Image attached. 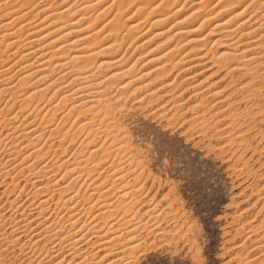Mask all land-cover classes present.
<instances>
[{
  "label": "snow or ice",
  "instance_id": "6c2138e0",
  "mask_svg": "<svg viewBox=\"0 0 264 264\" xmlns=\"http://www.w3.org/2000/svg\"><path fill=\"white\" fill-rule=\"evenodd\" d=\"M195 2V10L183 19L176 20L167 31L171 32L178 25H183L188 20H191L197 13L205 11L210 14L198 22V27L191 28L190 33L200 32L208 21L215 19L221 13L229 12L233 9H238V11L224 20L223 23L225 25L230 24L233 19L244 16L246 12L249 13L248 19H252L259 14L258 27L253 28L249 32L241 33L242 36H251L258 30L261 31L259 37L261 41L259 44L261 49L259 63H252V61L257 60L255 56L245 59L244 52L234 54L232 60L237 61L238 66L229 68L227 73L221 78L226 80L229 73L237 72L239 73V79L244 82L240 84L238 89L224 97V99L229 101L227 107L221 108L217 112H211V109L215 108L216 104L223 103L222 100H217L216 104L211 105L210 108H205L200 113L201 117H204L203 119L197 120L196 116H192L191 119H183L185 112L192 113L194 109L201 107L200 104H194L181 111L179 115L172 112L173 108L180 107L179 104H173L172 101L182 97L187 92V88L180 91L176 97L172 96L171 92H165L161 96H156L154 92H149L147 93L148 99L141 97L140 100H135L133 98L136 97V94L143 88L148 87V85H141L131 89L125 96H117L116 99H112L107 95L99 97L101 101L99 104L88 102L85 104L90 106L84 108H81L80 104H72L63 113L62 120L64 117L71 115L74 110H79L76 111L69 127L61 132L60 129L63 125L59 122L55 127L48 129V125L52 124L53 119L57 116V109L67 99L63 95L60 96L56 103L44 112V116L40 117V124H37V127L41 128L39 133L33 137H28L26 132H20L21 137L26 141L23 144V149L32 150L27 151L11 167H9L7 159L0 162V186H3V191L0 192V200L4 201L3 204H0V209H4L8 213V215H5L4 212H0V264H128V260L123 258L109 260L107 257L113 254L112 250H108L97 257L95 249H97L98 245L95 241L100 240L101 236H107L112 231H116L119 235H113L110 240L103 241V243L112 245L113 248L119 244H127L128 240H137L136 228L141 227L140 223L137 221L134 228H128L127 225L132 223L137 215L140 214L136 205L143 207L144 204H141V201H144V197L149 192H152L153 195L144 203L150 205V207L147 212L140 214L141 218L147 216L149 212L155 213L158 217L162 214L161 223H177L178 226L174 231L157 233L156 239H152L149 243H145L143 239L139 240L132 245V248L137 250L136 254L142 253L150 243L155 244L162 240L171 239L173 242L180 244L188 242L193 245V264H264V0H195ZM62 3L66 4V6L63 7L61 12L53 13V15L62 16L66 13L71 19V17L76 16L77 12L82 10L80 0H72L71 3H67V0H62ZM187 4L188 0H107L103 10L109 11L115 8V15L93 35L103 33L109 25H112L115 20L128 12L129 9L134 8L131 14L127 16V20H132L142 10H146L143 18L139 20V24H144L154 12L161 10L162 18L152 22L155 25L168 21ZM101 5H105V0H83L82 8L93 9ZM55 6L56 0H33L32 3L26 5L29 11L38 9L33 15L35 19L40 15V12H47ZM70 9L72 11H69ZM213 9H217L215 14H211ZM99 15L100 13L97 12L96 17H99ZM48 18V15L43 17L44 20H48ZM88 19V16L81 15L79 19L72 20L71 23L80 24L82 20ZM32 20H29L28 24H31ZM53 21L63 23L62 20L54 19L52 23ZM96 22V18H92L86 27L92 28ZM244 23L246 24L247 20ZM137 26V24H133L131 28L127 29L125 35ZM20 27L23 28L24 25L21 24ZM64 27H68V25L64 24ZM217 27H220V25H217ZM237 27L239 28L241 25H237ZM122 29L123 24L118 25L112 28L107 35H118ZM56 31H59V29H56ZM77 31H84V29L81 28ZM232 31H235V29ZM47 35L50 36L51 32ZM65 35L70 36L72 34L71 32H65L63 36ZM162 35H164L163 32L156 33V36ZM176 35H180V33L178 32ZM8 36H11V33L5 32V37ZM155 38L153 36L150 39ZM169 38L172 37L170 36ZM169 38L165 41L169 42ZM40 39L43 40L45 37L42 36ZM80 40H87L86 36L80 39H73L71 44L77 45ZM54 41H51V43H55ZM0 42H3V40ZM15 42L13 41V43ZM149 42L150 40L144 41L145 44ZM123 43L124 41L116 40L115 43L108 44L107 49L101 48L100 50L105 52L116 48L117 44ZM135 44L136 40H133L127 47L132 48ZM98 45H95L94 48L98 47ZM20 47L23 46L20 45ZM60 47L66 48V45L62 44ZM136 47H143V45L139 44ZM161 47H163V44H157L151 51L156 52ZM55 50L59 52L60 48ZM3 51L7 52V46L4 47ZM17 51H19V48ZM169 51L164 52L163 56H157L156 59L161 60L163 57L168 56ZM144 55H148V53ZM144 55L137 56L134 60L136 63H132L124 72L106 76L99 83L104 84L106 80L111 81L117 77L126 76L123 73H128L132 68H135L137 62L144 60ZM20 59L23 60L24 57L21 56ZM123 59L124 57L121 56L114 63H119ZM151 61L147 60L145 63L151 64ZM24 67L27 68L30 65H24ZM19 70L17 69V71ZM4 71L6 72L7 69L5 68ZM220 72H224V68ZM144 73L146 75H137L134 80L139 81L151 75L149 72ZM92 74L95 75V72ZM29 75H34V73H29ZM10 79L11 77L7 76L0 83L6 84ZM75 79L78 78L76 77ZM210 79L211 77L208 80ZM23 80L24 77H20V80L17 81L20 87H31V84L23 83ZM153 81L154 79L150 80L149 84H156ZM56 82L57 80L54 79L51 84H56ZM72 82L69 81V83ZM32 83L34 84L36 81ZM51 84L46 87H51ZM132 84L133 79H128L125 83H121L118 86L110 85V87H105L100 91L105 93L113 89L120 91L121 89H128ZM174 86H177L176 80L163 85L164 88H173ZM62 87H67V85H62ZM209 87L214 86L209 85ZM230 88H233V84L227 83L220 91H214L211 95L214 97L219 96L221 92H227ZM76 90L79 91L78 89ZM4 91V88H0V92ZM37 91L42 92L44 90L38 89ZM59 91L60 88L57 87L51 93V96L48 97V101L52 100ZM159 91L160 89L157 88L156 92ZM237 91H244V95L239 97V99L233 100L232 97L236 95ZM34 94L29 93L23 97V101H28ZM196 95H199V93H196ZM165 96L170 97V99L166 103H159V101L164 100ZM191 98V96L188 97V99ZM9 99H12V97H9ZM129 100H131V105L125 103ZM48 101L41 96L37 104L41 102L47 103ZM181 103L184 104L187 101H181ZM5 105L7 106V101H5ZM234 106H238L239 110H235ZM85 109H90V111H85ZM40 111L39 107H32L28 103L21 102L18 114L26 113V115L23 116L19 124L12 126V131L15 132L17 129H21L23 122L27 121L29 116ZM210 112L211 115H209ZM221 112L224 115L218 119L217 117L220 116ZM44 117H48V119L45 120ZM84 117H88V119L80 123L73 131L71 125H76L77 121H81ZM16 119L17 115L5 116L0 119V131L9 127L8 121ZM29 123H34V121H29ZM94 123L97 126L90 129L89 132L92 138L88 139L86 136L77 146V150L66 156L68 146L77 143V134L80 133V130L86 124L92 125ZM222 123L223 127L218 128L217 125ZM225 129L228 131L225 132ZM31 131L36 132V128L31 129ZM45 131H49V135L39 147H36L33 141L43 136ZM57 133H59L58 136ZM217 133L223 134L217 135ZM101 136H103L105 141L110 142L105 144L102 141L99 148L88 152V156L84 158V163L81 164L80 158L83 157L84 152L88 151V145L100 140ZM9 137H11V133H9ZM177 137H180V139H177ZM66 140L67 144H65ZM217 141H224V143L217 144ZM0 143L4 145L0 147V152L9 155L11 159L15 160V157L8 153L9 147L15 151L16 155H20L21 149H16L14 143L9 145L7 138L0 137ZM52 143H57L58 147L54 149ZM129 144L132 145L131 148H129ZM185 144L187 145L186 147ZM45 145H48V147L46 151L41 153L40 148ZM193 146H198L202 151L208 152L211 157L220 163L221 170L226 171L231 177L232 200L229 208L239 207V203L246 202L241 199L237 203L236 195L233 194L235 189L239 188L241 184H244L245 188L238 193L240 197H244L245 192L251 190V194L247 199L258 198L249 205L250 208H256L257 203L260 204L252 219L237 225L236 221L243 215V213H240L232 217L231 223H225L228 219L225 215L221 216L218 212L210 211V208L202 207L206 202L209 205L211 204V194L203 182L198 179V170H193L187 162L188 150ZM101 149L103 151L99 158L92 160L91 157L94 153L100 152ZM33 152H36L37 155L30 162H27L30 157H33ZM49 153H52L54 158H50L41 164L40 167L33 170L34 165L44 161L45 157L49 156ZM113 153L115 155H111ZM110 155L111 160L118 166L114 167L113 163H108L102 171L97 172L96 170L99 166L104 164ZM65 156V159H60ZM121 156L123 157L122 159L120 158ZM148 159L154 160L156 169H159L156 176H153L148 171ZM125 161L128 162L127 166ZM70 162H72V166H68ZM49 164L51 167H49ZM13 168L17 170L11 177L12 183L8 184L6 181ZM26 169L27 173H25ZM62 169L63 171H61ZM78 169L81 170L78 171ZM173 170L176 175L170 180L166 179L164 173L168 172L171 175ZM115 173H120V175L114 176ZM130 173H135V175L131 176V182L138 185L132 189L134 193H141V190L145 189V184L150 186L141 195H134L126 203L122 202L120 197L112 199L120 191L121 187H129L128 183L117 185L116 181H124L125 176H129ZM81 177H84L87 183H80L78 187L71 188L70 186ZM89 178L92 179L89 180ZM97 180H99V183L95 182ZM20 181H23L22 185ZM257 183L260 185L258 188L256 187ZM182 184L185 186L191 184L196 192L197 199L194 207L201 209L199 213L196 211L195 214L196 217H199V223H193L195 217L186 214L187 205L182 206V202L179 200ZM105 185L108 186L105 187ZM81 189H84L87 194H82ZM105 193H109V196L106 197ZM123 195L127 196L128 193L125 192ZM13 196V199H7V197ZM93 197L96 198L93 199ZM108 201H110L111 207L108 206ZM5 205H7V208H5ZM101 208L105 209L108 215H105L104 211H100L99 209ZM18 209L21 210L17 211ZM73 209H76V211L74 212ZM204 212H210V214L205 217L202 214ZM81 217H84V219L81 220ZM97 217L100 219L97 220ZM125 217L128 219H125ZM256 217H259L258 223L253 224ZM33 220L37 221L35 225H33ZM92 221H96L104 227L103 233L96 228ZM110 221L118 225L115 230L112 227V223H109ZM200 223L204 227V238L210 242L203 252V255L208 257L206 261L202 259L201 254L198 252L201 239V236L198 235ZM213 225H224L226 228L223 238L225 251L222 260H214L212 258L214 245L210 226ZM233 225H236L234 229ZM248 225H252V227L248 228V234H245L239 243H234L241 236V230ZM144 227L147 228V224ZM121 228L133 234L128 236L126 240L121 241L120 236L125 234L120 231ZM34 229H38V231H34ZM141 230L143 231L144 229ZM58 233H62V235L57 239ZM77 233L81 234L77 236ZM257 233H259L258 240L260 241L258 244L257 241L251 239ZM33 237L36 238L33 239ZM52 240H56V243L53 244ZM89 241L93 242L89 244ZM78 242L88 245L84 252L77 251ZM249 242L257 244L259 248L257 255H251L257 252V247H249ZM84 253H87V255ZM65 256L69 258L66 259ZM77 256L82 258L77 260Z\"/></svg>",
  "mask_w": 264,
  "mask_h": 264
},
{
  "label": "rangeland",
  "instance_id": "374dc122",
  "mask_svg": "<svg viewBox=\"0 0 264 264\" xmlns=\"http://www.w3.org/2000/svg\"><path fill=\"white\" fill-rule=\"evenodd\" d=\"M4 1L5 0H0V12H1L0 14L2 16V17L0 16L1 18L5 17L4 16L5 12H7L5 14V15H7L9 13H13L12 11H14V13L17 12V14H20V15H18L19 16L18 19L20 21L17 22L19 24L20 23L22 24L25 21H27L26 23H28V21L31 20V18L32 19L33 18L35 19V17H33V15L36 13V11L38 9H32L31 11H29L26 8V5H28L29 3H32L33 2L32 0H28V1L26 0V2H25V0H10V3L11 4L13 3L12 5L15 8L10 7L11 6L10 3H9L10 5L7 8L4 7L5 6L4 5L5 4ZM13 1H15V2H13ZM105 1H106L105 2V5H101L98 8H94L95 10L94 9L93 10L92 9H87V11H85V12H87L86 13L87 15H85V13L83 14L84 16H88L90 14L88 16L90 19L96 18L97 23H95L92 26V28H93L94 31H96L99 28L103 27V25L105 24V22L107 23V21L110 18H112L113 15H115V12H116V9L115 8H113V9H111L109 11H104L103 10L104 7L106 6V3H107V0H105ZM23 2H25V3H23ZM71 2H72V0H67V3H71ZM82 3H83V0H80V4L81 5H82ZM16 4H18V5H16ZM193 4H196L195 3V0H188V4L183 9L184 11L181 10V11L177 12L176 13V16H173V17H171L170 20H168L169 22L168 21L167 22L166 21H163L162 23H158L160 25H158V24L153 25V23H152L153 21L151 20V19H153L152 17H149V21L148 22H145L142 25L139 24V20L143 18V16L145 15V11L146 10H144V11L142 10L140 13H138L136 16H134L132 18V20H127L126 19L127 16L131 14V12L134 10V8L133 9H129L130 11L124 13L122 16L119 17L120 19L118 18L117 20H115V22H113L112 25H110L111 26L110 27V30H107V28L105 29V32H103V33L105 34L106 37H104L103 33H101L103 36L99 34L100 36L96 37L97 40H98V38L100 39V38H103V37L107 39V34L106 33L109 32V31H111L112 30V27L114 28V27H116L118 25L123 24V29L121 30V32L116 37L113 35V36H110L108 39H110L109 40V43L112 40L114 41V42L112 41L111 44L112 43H115L116 40L124 41V43L123 44H120L121 46L119 44H117V47L116 48L109 49V50H107L106 53H103L102 55L109 56V57H114V58H117L118 60H119V58L121 56H123L124 59L121 60L119 63L120 64H125V63L127 64L128 63V65H131L132 63H136V61H134V60L136 59L137 56H141V55L143 56L145 53H148V55H144V60L137 62L136 67L133 69V72L131 74H129L130 76L127 74L124 77L125 80L124 79L123 80L119 79L120 81H123L124 83L127 82L128 79H133V84L130 85V87L128 89H121L120 91H116V90L113 89L112 91L107 92V93L103 92L102 96L107 95V96L111 97L112 99H116L117 96H125V95H127V93L130 92L131 89H133V88L140 87L141 85H148V87L143 88L140 92H138L136 94V97L133 98V99L138 100L141 97H144V99H148L149 97L147 96V93H149V92H154L156 96H161V95H163L167 91L168 92H171L172 93V96L176 97V96H178V93L180 91H182L184 88H187L186 89L187 92H185L182 97H178V99H175V100L172 101L173 104H179L180 105L179 108H173L172 109V112L175 113L176 115H179V113L181 111H184V109H186L187 107H190V106H192L194 104H200L201 107L200 108H197V109H194L192 113L185 112V115H184L183 119H191L192 116H196L197 117V120L203 119L204 117H201L200 113L205 108H210L211 105L216 104V101L217 100H222L223 103L216 104V107L215 108H212L211 109V112H217V111H219V109L226 108L227 107L229 101L226 100V99H224V97L227 96L228 94L232 93L236 89H238L239 86H240V84L243 83L244 81L241 80V79H239V73H237V72L229 73L226 80L221 78L228 71V65H227L228 62L227 63H224V60L225 61H227V60L229 61L230 59H227L226 60V59L219 58V54H220V52L222 50V48H220L219 45H222L225 42L226 43H232V42H234L233 43L234 45H236L238 43V45L236 46L238 50L237 49H234L235 51L230 50L232 52V56H234V53L244 52L245 59H247L248 57H250V56L253 55V56L257 57V60L253 61L252 63H259V58H260V55H261V49L259 48V44L261 43V41H260L259 37L261 35V31L258 30L257 32H255L251 36H242L241 35V33H243V32H249L253 28H257V26H258L257 23H259L258 22V20H259V14H257V16L255 18L253 17L252 19H248L249 13L246 12L244 14V17L247 16L246 17V20H247L246 25H243L242 27H240L239 29H237L235 33H231V34H228V29H230L232 26L237 27L236 24L239 23V21L241 20V18L239 17L240 20L239 19H233L231 21V23L230 24H227V25H225L223 22H224V20L228 19L230 16H233L235 14V12L238 11V9H233V10H230L229 12H224V13H221L220 15L216 16L215 19H213L211 21H208L204 25L203 29H201L200 32L190 33L189 31L193 27H198L199 26L198 22L201 19L205 18L208 14H210L207 11L201 12V14L200 13H197V15L193 17V18L196 17L195 18V21H193L194 19L192 18L191 20H188L187 22H185L183 25H180V26L184 27V28H182L183 31H181V33H180L181 36L180 35H172L173 33H171V32L167 35V33L163 32V31H165V30L168 29V26L171 25V23H174L176 20L183 19L186 15H190L195 10V7H196ZM65 5L62 3V0H56V6H59V9L60 10L63 9V7H65ZM60 6H62V7L60 8ZM55 7L53 9H55ZM57 9H58V7L55 10L56 11H60L59 9L58 10ZM7 10L9 11V13H8ZM51 10L52 9H50L49 11H51ZM3 11H4V13H3ZM21 11H26V12L29 11L28 13H30V14L27 13L26 17L23 19V17L21 18V15L24 12L21 13ZM69 11H72V9H70ZM83 11H80L81 12L80 14H82ZM159 11H161V10H158L157 12H154L153 13V16L154 15H157V13H159ZM168 11H173V10H168ZM216 11H217V9H213L212 10V14H215ZM51 12L54 13L53 11H51ZM97 12L100 13L99 17H96V13ZM206 12L208 14H206ZM17 14L15 16L16 18H17ZM77 14L80 15L78 12H77ZM77 14H76V16H78ZM31 15H32V17H31ZM43 15H44L43 13L42 14L40 13V15H39L40 17H38L39 20H37V17H36V21L35 22L40 21V18L42 20V17H44ZM64 15H65V17L62 15L64 18L62 16H59V17L55 16V17L58 20H64V21H66L65 19H67V16L68 15L67 14H64ZM158 15H160L161 18H162V12H160ZM244 17H242V19ZM54 18H52L51 20H53ZM136 18H138V19H136ZM34 19L32 21H34ZM90 19L88 20L87 23H90V21H91ZM98 19L100 21H98ZM105 19H107V20H105ZM121 19H123V20H121ZM129 21H133V24H137L138 26H140V25L141 26L139 28L137 26V29L136 30L139 29L138 32L134 29L135 30V32L133 30L134 33L133 32H131V33L127 32V35H125V32H126V30L128 28V24H129L128 22ZM150 21H152V22L150 23ZM253 21H254V23L252 24ZM48 22H52V21L49 20ZM57 22L58 21H54L53 23H57ZM98 22L100 24H98ZM101 22L103 23V25H102ZM96 24H98V26ZM217 25H220V27H217ZM95 26H97V27L95 28ZM99 26H101V27H99ZM124 27H125V29H124ZM15 28H17V27H15ZM158 32H163L165 35L156 36V33H158ZM187 34H189V35H187ZM199 34H201V35H199ZM166 35H167V38H166ZM153 36H155L156 38L155 39H150ZM168 36L169 37L172 36V38H171L172 42H171V40H170V38ZM114 38H115V40H114ZM168 38H169V42L168 41H165V39L168 40ZM191 38H194L195 41H194V39H191ZM95 39H94V41H95ZM134 39L136 40V44L133 45L132 48H128L127 47L128 44H131ZM163 39H164L165 42L163 41ZM190 39L193 40L194 42H197V43H194L193 41H189ZM144 40H150V42L147 43V44H145L144 43ZM99 41L100 40H98V42L95 41L96 44H92V45L90 43L89 46H93V45L95 46V45H97L99 43ZM159 41H161V42L159 43ZM185 41H188V42H185ZM162 42L164 44H166V45H164ZM176 42L178 43V45H177ZM0 43H1L0 45H3V47H5L6 42H5V44L3 42H0ZM87 43H89V42H87ZM167 43H168L169 46H171L170 49L173 48L170 51H173L174 50V46H175V51L176 52H174V53L171 52L172 54L170 53L169 49H167L169 51V55L168 56L174 55V57H172V59L174 58L172 61L175 63V66L171 65L173 63L171 61V58H169L168 56H166V57H164V58H166V61L164 59L163 60V63H164V66H165L164 68L167 69V70L166 71L165 70L164 71L161 70V73L158 74L160 71L158 72L157 70H154V68H153V67H156L157 66V63H155L157 61H151V64L152 65L151 64H146L145 61L151 60L152 57H154V56H156L158 54V51L160 53H162V54L164 52H166L167 51L166 50V47L168 48ZM169 43H172V44H169ZM86 44H85V47H88V45H86ZM139 44H142L143 47L137 48L136 45H139ZM157 44H163V47L159 48L156 52H152L151 49L153 48V46L155 47ZM202 44H204V45H202ZM37 46L39 47L40 45L38 43H34L33 47L38 48ZM3 47H0V52H1V50L3 51ZM118 47H119V49H118ZM162 50H164V51L162 52ZM246 50H250V51H246ZM117 52H119V53H117ZM185 52H186V54H185ZM67 53H68V51H65L63 54H67ZM205 53H206V55H203ZM1 54H2V52H1ZM149 54H150V56H149ZM201 54L203 55L202 56L203 58L200 61H198V58L200 59V55ZM184 56H186V57H184ZM2 58H5L6 59L5 56H3ZM104 60H105V57L104 58L102 57V58H100L98 60H94V62H93V60H91L92 62L90 61L88 63V68L92 64V66H90L89 69H91V67L93 68L92 70L96 69L95 70L96 71L95 74L98 75V72H103L102 74H106L105 72L106 71L109 72L108 69L109 68H113V67H106L105 65H103V68L100 69V68L97 67L99 65H96L98 61H99L98 62V64H99L101 61L103 62ZM169 60H170L171 63L169 62ZM182 60H184V61H182ZM3 61H4V59L2 60V62ZM122 61L125 62V63H123ZM179 61H181V62H179ZM2 62L0 64H2ZM198 62H200V65H199ZM201 62H202V64H201ZM155 64H156V66H155ZM225 64H226V66H225ZM94 65H95V67H93ZM237 66L238 65H236L234 67H237ZM137 67H139V68H137ZM151 68H152V70H150ZM223 68H224V72H220L219 73V71H221ZM97 69H98V71H97ZM168 69H172V70L169 71ZM109 70H111V69H109ZM203 70H204V72H203ZM153 71H155V72H153ZM143 72H149V73H151V75L146 76L142 80H139V81L134 80V77L137 76V75H146V73H143ZM162 72H163V74H162ZM13 73H16V72L14 71ZM170 73H171V75H169ZM131 75H133V76H131ZM159 75H163V77H161ZM19 76H20V74L17 73L13 77V82H15V84H16V90L20 89V84L16 83L18 81L17 79L20 78ZM210 77H211V79L208 80ZM152 79H154L153 82H156V84H149V81L152 80ZM172 80H176L177 81V86H174L171 89L170 88H164L163 87V85L170 83ZM201 80H204V81H201ZM227 83H232L233 84V88L228 89L227 92H221L219 96H215L214 97V96L211 95V93L214 92V91H217V90L220 91V89L223 88V87H225V85ZM109 84L111 85V83H109ZM114 84H116V83H113V85ZM209 85H213L214 87H209ZM108 86H104V87H108ZM104 87L102 89H104ZM70 88H72L71 85L68 86L67 88H64L63 90H61L60 93L61 94H64ZM157 88L160 89L159 92H156V89ZM105 91H107V89H105ZM198 91H200V92H198ZM60 93H59V95H61ZM196 93H199V95H196ZM243 95H244V91H237L236 92V95L233 96L232 99L233 100L239 99V97H241ZM47 96L49 97L51 95H47ZM189 96H191L192 98L191 99H188ZM46 97H44V99ZM48 97H47V100H48ZM37 98H40V97H37ZM37 98L34 100V102H32L33 105L34 104H37L36 102L39 100ZM57 99L58 98H56V100ZM169 99H170V97L165 96L164 97V100L163 101H159V103H166ZM10 100H12V99H10ZM14 100L13 101H10L11 103L13 102L10 105L11 106H14L15 107L14 109L17 110L19 108V107H17V105H18V102L17 101L18 100L17 99H14ZM52 100H53V102L55 101L54 98ZM52 100L50 101L51 103H53ZM98 100L95 101L94 103H100L101 102L100 100L99 101ZM181 101H187V103L182 104ZM50 102L48 101V103H50ZM64 102H66V103L63 104V105L61 104L59 107H62L64 105H66V106H64L65 108H63V109L62 108H59V110L57 109V116L53 120L54 123L52 122V124H50L51 126L48 125L49 126L48 129L50 127L53 128V124L55 126V124H57L58 122H60V123L63 122L65 126L62 124L64 126V128L62 127V130L64 131L71 124V120L74 118L76 112H73V114H71V116L64 117L63 120H62L61 119V117H62L61 114H63L65 111H67V107L70 106V103H72V100H69L68 99V100H65ZM1 103H2V106H3L4 105L3 104L4 103V99H0V106H1ZM14 103L16 105H13ZM41 103H43V102H41ZM48 103H46V104L49 105ZM125 103L128 104V105H131V100L126 101ZM32 104H29V105H31L33 107ZM40 104H38V105H40ZM44 104L43 105L41 104V106H43L45 108ZM10 105H8L7 108H10L11 107ZM169 107H171V105H169ZM234 108L237 111L239 110V107L238 106H234ZM5 109H6V107H4V110ZM86 110L87 111H90V109H86ZM44 112L45 111H42L41 114L39 116H35V118L40 119V117H42L41 115ZM211 112L209 113V115H211ZM5 113L6 112L4 111L2 113V115L0 114V117L1 116L4 117L5 115L8 116L7 113L6 114ZM169 114L171 115V113H169ZM223 115H224V113L221 112L220 113V116L217 117V118L220 119V118L223 117ZM9 116H11V115H9ZM29 118L30 117H28V120H29ZM31 118L34 119V116L32 115ZM31 118H30V120H32ZM65 118H67L66 121H65ZM37 119L36 120L34 119L35 122L39 121ZM46 119H48V118H46ZM59 119L61 121H59ZM86 119H88V117L82 118L81 121L84 122V120H86ZM97 119H99V118H97ZM82 122H80V123H82ZM80 123H79V121H77V124L76 125H73L74 127L71 125V127L74 128L73 131H75L76 127H78L77 125H79ZM16 124H13V125L10 124L9 125V128L7 127L8 129L5 128L4 130L0 131V137H4V135H5V137H9V135L7 133H9L10 131L12 132V130H11L12 129V126H14ZM94 124H96V123H94ZM94 124H92L91 126L87 125L86 128H83V129L80 130V133H78L79 135L77 134V137H78L77 138V143L68 146V152L66 153V156L67 155H71V153L74 150H77V146L81 143L82 139L83 140L85 139L86 136H87L88 139H91L92 138V136L89 135V131H90V129L96 127V125L94 126ZM88 126H89V128L90 127L91 128L89 129ZM217 127L218 128L219 127H223V123L220 124V125H217ZM40 129L41 128L38 127V131L35 132V133H39L41 131ZM86 129H88L89 131L86 130ZM62 130L60 129L61 132H62ZM224 131L227 132L228 130L225 129ZM221 134H223V133H217V135H221ZM44 135L36 139V141L38 140V142H41V143H38V144L36 143L37 144V147H39V144H42L43 141H44V139L47 138V136L49 135V131H45L44 132ZM58 135H59V133L57 134V136ZM11 136L12 137H9L10 139L7 138L9 145H11L10 143H11L12 140H14V139L16 140V138H18V137H16V135H11ZM130 139H131V137H130ZM177 139H180V137H177ZM15 140H14L15 143L13 142L14 144H16V141L17 140H18L17 142H19V144L17 143V146L15 145L16 146V149H18L19 147L21 148V145H23V142L25 143V139L24 138H20V141H19V138L16 141ZM34 141H33V143H34ZM102 141L105 144H107V143L110 142V141H105L103 139V136H101L100 140H97L93 144H89L88 145V151L84 152L83 157L80 158V159H82V160H80V163L81 164H83L84 158L88 156V152H90L93 148L94 149L95 148H99V145H100V143ZM20 142H22V144ZM216 143L217 144H222V143H224V141H217ZM52 144H53L52 147L54 149L57 148L56 147V146H58L57 143H52ZM65 144H67V140L65 141ZM2 145H3V143L0 144V147ZM114 146H116V145H114ZM186 146L187 145L185 144V147ZM46 147H47V145H45L43 147V149L40 148V151H42L41 153H43V151H45V148ZM131 147H132V145L129 144V148H131ZM89 148L90 149L92 148V149L90 150ZM11 149H12L11 147L8 148V153L12 156V153H14L15 151L14 150H11ZM22 150H21L22 152H20V155H17L16 156V153L13 154V156L15 155V158H16L15 160L11 159L9 155H6L5 153L3 154V152H0V162L2 160H4V159H7L9 161V166H12V164L17 163L21 159V157L24 154H26V153H24L23 147H22ZM102 151L103 150L101 149L100 152H98V153L96 152L94 154L95 156L94 155L92 156L94 159L91 157L92 160H95V159L99 158V156L101 155V152ZM111 155H115V154L113 153ZM111 155H110L109 159L105 161L104 164H102V165L99 166V168L96 170L97 172L102 171L107 166L108 163H113L114 164V167L115 166H118L115 162H113L111 160ZM7 156H8V158H7ZM66 156L65 157H61L60 159L63 160V159L66 158ZM187 156H188V160H187L188 164L191 165V167L193 168V170H198V179L203 182L204 186L207 188L208 192L211 194V204L209 205L206 202L204 205H202V207L210 208V211L218 212L219 215H221V216H224L225 215L228 218L225 221V223H231L232 217L237 216L240 213H243V215H241L239 217V220L236 221V224L237 225L240 224V223H245L246 221H248L249 219H252L254 217L256 211L260 207V204L257 203V207L256 208H250L249 207V205H251L253 202H255L258 199L257 197H252V199H250V200L247 199L248 196L251 194V190L246 191L244 197H240L238 195V193L245 188V185L244 184H241L239 188H236L235 191H234V193H233V194L236 195V202L239 203V201L241 199L245 200L246 202L245 203H239V207L229 208L230 205H231V200H232V196H231V192H232L231 177L228 175V173L226 171H222L221 170L220 163H218L215 158L211 157L208 152L202 151L198 146H193L191 149H189L188 150V153H187ZM32 158H29L30 160L28 162H30ZM50 158H54L52 153H49V156L48 157H45V160L44 161L38 162L36 164V168H38L40 164H43V162L45 163ZM120 158L122 159L123 157L121 156ZM146 159H147V157H146ZM57 163H59V161ZM126 163H128V162L125 161V165L127 166ZM154 163H155V161L152 160V159H148L147 160L148 171L153 176H156L157 175V172L159 171V169L158 168L156 169ZM69 164L72 166V162H70ZM49 167H51L50 164H49ZM16 170H17L16 168L12 169V172L9 174V178L6 181V183H8V184L12 183L11 176L14 175V173H15ZM33 170H35V168ZM80 170L81 169H78V171H80ZM61 171H63V170H61ZM25 173H27V169L25 170ZM115 175L118 176V173H116ZM119 175H120V173H119ZM133 175H135V173H130L129 176H125L124 181H116V184L117 185L126 182V183L129 184V187H127L128 190L126 188L121 187V189H120L121 192H117L116 193V196H113L112 199H116V197H120L122 192L124 193V192L127 191L128 195L127 196H124L125 198H127V200L124 197L123 198L121 197L122 202H125L126 203L128 200L132 199L134 195L135 196L141 195L143 193V191L146 190L150 186L148 184H145V189H142L141 190V193H133L132 189L138 186L137 184L131 182V176H133ZM175 175H176V173H175L174 170L172 171L171 175L168 172H165L164 173V177L166 179H168V180L172 179V177L175 176ZM82 178H83V180H81V181L78 180V181L74 182V184L71 185V187L74 189V188L78 187L79 183L86 182L84 180V177H81L80 179H82ZM157 178L159 179V177H157ZM91 179L92 178H89V180H91ZM41 182L43 183V181H41ZM95 182L98 183L99 180H97ZM61 183H63V182H61ZM20 184L22 185L23 184V181H20ZM107 186L108 185H105V187H107ZM259 186H260L259 183H257L256 187L258 188ZM181 188H182V190L179 192V200L182 202V206L183 205H187V207L185 209L186 214H188L189 216L195 217V219L193 220V223L194 224L199 223V217H196L195 214H196V211L199 213L201 211V209H199V208L196 209L194 207L195 201L197 199V195H196L195 190L192 188V185L191 184H189L187 186H185V185L182 184L181 185ZM2 191H3V186H0V192H2ZM89 191H91V190L89 189ZM161 191H163V190H161ZM82 192L84 194H87V193H85L84 189H81V193ZM105 194L107 196H109V193H105ZM152 195H153V193L152 192H149L148 195L144 197V201L148 200ZM13 197H8L7 199H13ZM95 198L96 197H93V199H95ZM1 201L4 203L3 200H0V204H3ZM144 201H141V204H144L143 207H140V205H136V207L139 208L140 214H143V213L147 212L148 209H149V207H150V205L144 203ZM107 203H108L109 207H111L110 201H108ZM5 208H7V205H5ZM0 210H2V209H0ZM3 211H4V209H3ZM3 211H1V212H3ZM157 211H159V210H157ZM5 214L8 215L7 212ZM93 214H95V213H93ZM140 214H138L137 217H136V219L133 221L135 223H133V224L130 223L131 225H129V224L127 225V227H129V228H133L136 225V221H138L140 223L141 227L136 229L137 240H128L127 244H119L115 248H113L112 245H107V249H101L102 247H100L98 245L97 249H95L97 257H99L100 255H103L108 250H112L113 254L111 256L107 257L109 260H112V259L119 260V259L123 258L124 260H128V264H193V255H192V246L193 245L190 244V243H188V242H185V243L180 244L178 242H173L171 239L162 240L159 243H155V244H151L150 243L149 246L147 248H145L142 253L136 254L137 250L132 248V245L133 244L137 243L141 239H143L145 243H149L152 239L153 240L156 239V234L157 233H160L162 231H174L176 229V227L178 226L177 223H161L160 221L163 218V215L162 214H161V216L158 217L157 215H155V213L149 212L147 216H143L142 218H141V215ZM202 214L205 217H207L210 214V212H204ZM78 215H79V213H78ZM105 215H108V213H105ZM117 215H119V214H117ZM83 218L84 217H82L81 220H83ZM30 219H31V217H30ZM97 219L99 220L100 218L97 217ZM125 219H128V218L125 217ZM258 220H259V217H256L255 220L253 221V224L258 223ZM33 222L35 224L37 223V221H35V220H33ZM94 222H96V221H94ZM94 222L92 221L93 224H95ZM144 222H146V223H144ZM34 223H33V225H35ZM109 223H112V222L110 221ZM96 224H95L96 225V228H99V230H101L100 232L103 233V231L105 230L104 227H102L101 224H99L97 222H96ZM145 224H147V226H148L147 228L144 227ZM235 226L236 225H233V229L235 228ZM114 227L116 229L118 227V225H115ZM210 227H211V231H212L213 245H214V251H213V257L212 258L214 260H222L223 259V254H224V251H225L223 238H224V235H225V232H226V228L224 227V225H220V226L213 225V226H210ZM250 227H252V225H248L244 229H242L241 230V236L234 243H239L240 240L243 239L244 235L245 234H248V228H250ZM141 229H144V230L142 231ZM149 229H150V231H149ZM34 231H37V229H34ZM120 231L125 233L124 235H121L120 236V240L121 241L126 240L129 235H132L133 234V233H131V234L128 235L127 234L128 232L124 228H121ZM114 232H116V231H114ZM203 232H204V227H203V224L200 223L198 235L201 236V239H200V242H199L198 252L201 254L202 259L204 261H206L208 259V257L207 256H204L203 255V252L208 247V245H209L210 242H209L208 239L204 238ZM77 234L79 236L81 233L80 234L77 233ZM115 234L116 235H119V233H117V232ZM205 235H207V233H205ZM258 237H259V233H257L256 236H252L251 239L257 241V244H258V243H260V241L257 240ZM86 239H87V237H86ZM108 239H111V238L109 237ZM92 242L93 241H89V244H91ZM257 244H252L251 242H249V247H257ZM129 246H131V247L129 248ZM87 247H88L87 244H83V242H80L78 244L77 251L84 252V249L87 248ZM98 248H100V250ZM258 252H259V248L257 247V252L256 253H252L251 255H257ZM84 254L87 255V253H84ZM130 257H132V258H130ZM65 258L67 259L69 257L65 256ZM81 258H82L81 256H77L76 257L77 260H79Z\"/></svg>",
  "mask_w": 264,
  "mask_h": 264
},
{
  "label": "bare ground",
  "instance_id": "6f19581e",
  "mask_svg": "<svg viewBox=\"0 0 264 264\" xmlns=\"http://www.w3.org/2000/svg\"><path fill=\"white\" fill-rule=\"evenodd\" d=\"M28 1V0H27ZM33 1V0H32ZM13 2H15V1H13ZM25 2H26V0H25ZM25 2H23V3H25ZM69 2V1H68ZM106 2V1H105ZM4 7H8L11 3H10V0H5L4 1ZM10 3V4H9ZM29 3V2H28ZM193 3V2H192ZM196 3V2H195ZM3 4V3H2ZM13 4V3H12ZM11 4V6L10 7H13V8H15L13 5ZM64 4V3H63ZM16 5H18V4H16ZM62 5V4H61ZM65 5V4H64ZM193 5H195L196 6V4H193ZM66 6V5H65ZM194 6V7H195ZM58 7V9H59V6H56L55 7V9ZM62 6H60V8H61ZM27 8V7H26ZM24 9V8H23ZM22 9V10H23ZM55 9H52L51 11H53L54 13H59V12H61L62 11V9L60 10V11H56ZM57 9V10H58ZM81 11H83L82 12V14H80L81 12H78L80 15H78V16H74V17H71V19H69L68 18V16H67V19H65L66 21H64V20H62L63 21V23H56V24H52V22H48L49 20L50 21H52L51 19L52 18H54L56 15H53V13L51 12V11H47V12H40L41 14L43 13L44 15L43 16H45V15H48V20H44L43 19V17H42V20H41V18H40V21H37V22H35L36 21V19L34 20V21H32V23L31 24H28V23H26L27 21H25L24 23H22L23 25H24V27L23 28H21L20 26H21V23L19 24V23H17V22H19L20 20L18 19L19 18V16L18 15H20V14H17V12H15L16 14H17V18L15 17L16 16V14L14 13V11H12L13 13H9V11H8V13L9 14H7V15H5L7 12H5V14H4V16L5 17H3V18H1L2 16H1V14H0V41H2L3 40V43L5 44V42H6V45L5 46H7V52H4V51H2L1 50V52H2V54H1V52H0V57L2 58L3 56H5L6 57V59L5 58H0L1 60V62H2V60L4 59V61L2 62V64H0V82H2L3 80H4V78L5 77H7V76H10L11 77V79L10 80H8L7 81V83L5 84V83H0V88H4L5 89V91L4 92H0V99H4V105L2 106V103H1V106H0V114L2 115V113L5 111L6 113H7V115L9 116V115H17V119L16 120H14V121H8L7 123H8V125H13V124H19L20 122H21V120H22V118H23V116L24 115H26L25 113H19L18 114V109L16 110V109H14L15 107L14 106H11L10 104H12L10 101H13L14 99H17L18 101V105H17V107H19L20 106V103L21 102H25V103H28V104H32V102H34V100L37 98V97H41V96H43V97H46L47 95H51V93L57 88V87H59L60 88V91L61 90H63L64 88H67L68 86H72V88H70L67 92H65L64 94H61L60 93V91L56 94V96L54 97V100L55 101H57L58 99H59V97L60 96H65L67 99L66 100H72V103H70V106L72 105V104H80L81 105V108H84V107H88V106H90V105H86L85 103H88V102H90V103H94L95 101H97L98 99H99V97H101L102 96V94H103V92L102 91H100L104 86H110V84L109 83H111V85H113V83H116V84H114V85H119V84H121V83H124L123 81H120L119 79H121V80H123L124 79V77L125 76H122V77H117L116 79H113V80H111V81H105V83L104 84H100L99 83V81L101 80V79H104V77H106V76H111V75H114L115 73H117V72H124V70L125 69H127V68H129L131 65H128V63L126 64L125 62H123V63H125V64H120V63H114V61H116V60H118L117 58H114V57H109V56H104V55H102L103 53H106L107 51H103V50H100L101 48H105V49H107V46H108V43H109V40L110 39H108L110 36H108L107 35V39L106 38H104V37H106L105 36V34L103 33V35H104V37L103 38H98V40H100L99 41V45H98V47H96V48H94V45L93 46H89V44L87 43V42H89V43H91V45L92 44H96V42H98L97 41V38L96 37H98V36H100V35H102L101 33H100V35H93V33H95V32H97V30L96 31H94L93 30V28H87L86 27V25L88 24L87 22H88V20L90 19H88V20H82L81 21V23L80 24H74V23H71V21L72 20H76V19H79V17L81 16V15H83L84 13H85V15H87L86 13L87 12H85V11H87V9H83L82 8V5H81ZM94 9V8H93ZM92 9V10H93ZM184 9V8H183ZM182 9V10H183ZM3 10V9H2ZM1 10V11H2ZM5 10V9H4ZM13 10V9H12ZM25 10V9H24ZM95 10V9H94ZM101 10V9H100ZM194 10V9H193ZM11 11V10H10ZM27 11V10H26ZM26 11H21V13H23L22 15H21V18L23 17V19L26 17V15H27V13L29 12H26ZM38 11V10H37ZM36 11V12H37ZM56 11V12H55ZM130 11V10H129ZM144 11V10H143ZM184 11V10H183ZM19 12V11H18ZM89 12V11H88ZM161 11H159V13H160ZM214 12V11H213ZM1 13V12H0ZM3 13H4V11H3ZM2 13V14H3ZM90 13V12H89ZM130 13V12H129ZM128 13V14H129ZM144 13V12H143ZM159 13H157V15H154L153 16V14H152V16H150V17H152L153 19H151L152 21H155V20H160V18H161V16L160 15H158ZM190 13V12H189ZM188 13V14H189ZM28 14H30V13H28ZM66 14V13H65ZM102 14V13H101ZM201 14V13H200ZM206 14H208L207 12H206ZM212 14V13H211ZM90 15V14H89ZM88 15V16H89ZM142 15V14H141ZM184 15V14H183ZM63 16L65 17V15L63 14ZM62 16V17H63ZM95 16V15H94ZM176 16V15H175ZM31 17H32V15H31ZM30 17V18H31ZM38 17H40V16H37V20H39L38 19ZM57 17H59V16H57ZM61 17V18H62ZM63 17V18H64ZM141 17V16H140ZM203 17V16H202ZM242 17H244V16H242ZM242 17H240L241 18V22L239 21V23H237L236 25H241V27L243 26V25H246L245 23H244V21L246 20V17H244L243 19H242ZM29 18V17H28ZM196 18V17H195ZM195 18H193L194 20L193 21H195ZM255 18V17H254ZM32 19V18H31ZM34 19V18H33ZM54 19H57L56 17L54 18ZM53 19V20H54ZM111 19V18H110ZM120 19V18H119ZM136 19H138V18H136ZM171 19V18H170ZM169 19V20H170ZM176 19V18H175ZM29 20V19H28ZM58 20V19H57ZM91 20V19H90ZM105 20H107V19H105ZM121 20H123V19H121ZM42 21V22H41ZM98 21H100L99 19H98ZM127 21V20H126ZM148 21H149V19H148ZM148 21H146V22H148ZM152 21H150V23L152 22ZM173 21V20H172ZM54 22V21H53ZM115 22V21H114ZM167 22V21H166ZM169 22V21H168ZM258 22H259V20H258ZM97 23V22H96ZM102 23V22H101ZM106 23V22H105ZM117 23V22H116ZM124 23V22H123ZM127 23V22H126ZM129 24H128V28H131V26L133 25V21H129L128 22ZM171 23V22H170ZM254 23V21L252 22V24ZM64 24H67L68 25V27H64ZM98 24H100L99 22H98ZM98 24H96L97 26H98ZM164 24V23H163ZM188 24V23H187ZM194 24V23H193ZM256 24V23H255ZM257 24H259V23H257ZM102 25H103V23H102ZM142 25V24H141ZM140 25V26H141ZM147 25V24H146ZM158 25H160V24H158ZM171 25H172V23H171ZM171 25H169L170 27H171ZM234 25V24H233ZM97 26H95V28L97 27ZM125 26V25H124ZM140 26H138V28L140 27ZM144 26V25H143ZM151 26V25H150ZM149 26V27H150ZM157 26V25H156ZM168 26V28H170ZM195 26V25H194ZM230 26V25H229ZM257 26V25H256ZM15 27H17V28H15ZM99 27H101V26H99ZM110 25H109V27L107 28V30H110ZM145 27V26H144ZM148 27V28H149ZM153 27V26H152ZM228 27V26H227ZM231 27V26H230ZM258 27V26H257ZM11 28V29H10ZM81 28H83L84 29V31H77L78 29H81ZM113 28V27H112ZM127 28V29H128ZM160 28V27H159ZM182 28H184V27H182V26H180V25H178L177 26V28H174V29H172V31H171V33H173L172 35H176V33H181V31H183L182 30ZM229 28V27H228ZM240 28V27H239ZM239 28H237V27H234V26H232L230 29H228V34H231V33H235L236 32V30L237 29H239ZM245 28V27H244ZM56 29H59V31H56ZM124 29H125V27H124ZM137 29V27L135 28V30ZM141 29V28H140ZM163 29V28H162ZM233 29H235V31H232ZM135 30H134V32H135ZM139 30V29H138ZM138 30H136L137 32H138ZM245 30V29H244ZM127 31V30H126ZM186 31V30H185ZM211 31V30H210ZM5 32H10L11 33V36H8V37H5ZM49 32H51V35L49 36V35H47ZM65 32H71V34L72 35H70V36H63L64 35V33ZM105 32V31H104ZM107 32V31H106ZM131 32H133V30L131 31ZM131 32H129V33H131ZM133 32V33H134ZM163 32H165V33H167V35L170 33L169 31H167V30H165V31H163ZM190 32V31H189ZM108 33V32H107ZM106 33V34H107ZM128 33V34H129ZM183 33V32H182ZM187 33V32H186ZM210 33V32H209ZM212 33V32H211ZM142 34V33H141ZM140 34V35H141ZM102 35V36H103ZM121 35V34H120ZM148 35V34H147ZM165 35V34H164ZM167 35H166V38H167ZM187 35H189V34H187ZM195 35V34H194ZM199 35H201V34H199ZM45 37V39H43V40H41L40 39V37ZM60 36H63V37H60ZM86 36V39L87 40H80V43L79 44H77V45H72L71 44V41L73 40V39H80L81 37H85ZM101 36V37H102ZM115 37L117 36V35H114ZM131 36V35H130ZM181 36V35H180ZM229 36V35H228ZM57 37H59V38H57ZM141 37V36H140ZM169 37V36H168ZM172 37V36H171ZM191 37V36H190ZM208 37V36H207ZM96 38V39H95ZM129 38V37H128ZM60 39H63V40H60ZM94 39H95V41H94ZM112 39V38H111ZM146 39V38H145ZM191 39H194V38H191ZM190 39V40H191ZM219 39V38H218ZM55 40V41H54ZM114 40H115V38H114ZM135 40V39H134ZM166 40V39H165ZM170 40H171V38H170ZM197 40V39H196ZM13 41H16L15 43H13ZM51 41H54L55 43H51ZM92 41V42H91ZM94 41V42H93ZM113 41V40H112ZM111 41V42H112ZM127 41V40H126ZM143 41V40H142ZM145 41V40H144ZM163 41H164V39H163ZM191 41H193V40H191ZM194 41H195V39H194ZM193 41V42H194ZM248 41V40H247ZM111 42L109 43V44H111ZM114 42V41H113ZM130 42V41H129ZM161 41H159V43H160ZM171 42H172V40H171ZM216 42V41H215ZM214 42V43H215ZM34 43H38L40 46L38 47V48H35V47H33V45H34ZM87 43V44H86ZM163 43V42H162ZM177 43V42H176ZM194 43H197V42H194ZM218 43V42H217ZM221 43V42H220ZM234 42H232V43H224V44H222V45H219V47L220 48H222V50H221V52H220V54H219V58H222V59H230L229 61L227 60V61H225L224 60V63H227V65H228V69H229V67L230 68H234V66H236V65H238L237 64V62L236 61H234V60H231V59H233L234 58V56H232V52L230 51V50H233V51H235L234 49H237V45H238V43L236 44V45H234L233 44ZM1 44V43H0ZM62 44H64V45H66V48H61L60 46L62 45ZM85 44L86 45H88V47H85ZM164 44V43H163ZM169 44H172V43H169ZM259 44V43H258ZM20 45H22L23 47H20ZM45 45H47V46H45ZM164 45H166V44H164ZM167 45H168V43H167ZM177 45H178V43H177ZM195 45V44H194ZM202 45H204V44H202ZM121 46V45H120ZM123 46V45H122ZM0 47H3V45H0ZM156 47V46H155ZM170 47L171 46H169L168 45V48L166 47V50L167 49H169L170 50ZM19 48V51H17V49ZM57 48H60V51L59 52H56V50L55 49H57ZM153 48H154V46H153ZM3 49H4V47H3ZM118 49H119V47H118ZM177 49V48H176ZM186 49V48H185ZM117 50V49H116ZM121 50V49H120ZM165 50V51H166ZM238 50V49H237ZM245 50V49H244ZM65 51H68V53L67 54H63ZM135 51V50H134ZM164 50H162V52H163ZM168 51V50H167ZM204 51V50H203ZM208 51V50H207ZM206 51V52H207ZM174 53V52H176L175 51V46H174V50L173 51H170V53ZM187 52V51H186ZM89 53H92V54H89ZM117 53H119V52H117ZM160 52L158 51V54L156 55V56H154V57H152L151 58V60L152 61H157V62H155V63H157V66H156V64H155V66L156 67H153L154 68V70H157L159 73L158 74H160L161 73V70L162 71H166L167 69H165L164 67V63H163V60L165 59V61H166V58H164L163 57V59H161V60H157L156 59V57L157 56H163L164 55V53L162 54V53H160ZM171 53V54H172ZM178 53V52H177ZM234 53V52H233ZM156 54V53H155ZM181 54V53H180ZM186 54V53H185ZM235 54V53H234ZM258 54V53H257ZM65 55V56H64ZM197 55V54H196ZM203 55H206V53L205 54H203ZM202 54L200 55V59L198 58V61H200L203 57ZM255 55V54H254ZM260 55V54H259ZM21 56H23L24 57V59L23 60H21L20 59V57ZM149 56H150V54H149ZM183 56V55H182ZM250 56V55H249ZM253 56V55H252ZM104 58L105 57V60L102 62H100L99 64H98V62L100 61H98L97 62V64L96 65H99V66H97L98 68H101V67H103V65H105L106 67H113V68H109V69H111V70H109L108 69V71L109 72H105L106 74H102L103 72H98V75L97 74H95V75H93L92 73L93 72H96L95 70L96 69H94V70H92L93 68L91 67V69H89L90 68V66H92V64L89 66V68H88V63L91 61V60H93V62H94V60H98V59H100V58ZM169 58H171V61L174 59H172V57H174V55H170V56H168ZM167 57V58H168ZM184 57H186V56H184ZM198 57V56H197ZM108 58V59H107ZM168 58V59H169ZM177 59V58H176ZM183 59V58H182ZM186 59V58H185ZM190 60V59H189ZM67 61V62H66ZM130 61V60H129ZM178 61V60H177ZM182 61H184V60H182ZM217 61V60H216ZM234 61V62H233ZM0 62V63H1ZM66 62V63H65ZM92 62V61H91ZM121 62V63H122ZM127 62V61H126ZM169 62H170V60H169ZM173 62V61H172ZM179 62H181V61H179ZM253 62V61H252ZM171 63V62H170ZM174 63V62H173ZM171 64V65H173V66H175V63L174 64ZM199 63V65H200V62H198ZM177 64V63H176ZM201 64H202V62H201ZM218 64V63H217ZM24 65H30V67H27V68H25L24 67ZM152 65V64H151ZM198 65V64H197ZM172 66V67H173ZM225 66H226V64H225ZM17 67V68H16ZM211 67V66H210ZM7 69V71L5 72L4 71V69ZM137 68H139V67H137ZM142 68V67H141ZM174 68V67H173ZM17 69H20L19 71H17ZM133 69L134 68H132V70L130 71V72H128V73H123L124 75H129V74H131L132 72H133ZM16 72V73H13L14 71ZM137 70V69H136ZM148 70V69H147ZM150 70H152V68L150 69ZM169 71H171L172 69H168ZM73 71H75V72H73ZM97 71H98V69H97ZM149 71V70H148ZM180 72V71H179ZM203 72H204V70H203ZM13 73V74H12ZM17 73H19L20 74V76L19 77H24V80L22 81L23 83H29V84H31V87H28V89L27 88H22V87H20V89H18V90H16V84H15V82H13V77L17 74ZM29 73H34V75H29ZM51 73V74H50ZM136 73V72H135ZM144 73V72H143ZM165 73V72H164ZM15 74V75H14ZM50 74V75H49ZM162 74H163V72H162ZM176 75V74H175ZM130 76V75H129ZM131 76H133V75H131ZM159 76H161V77H163V75H159ZM165 76V75H164ZM41 77H43V79H41ZM78 78V79H75V78ZM132 78V77H131ZM156 78V77H155ZM57 80V82H56V84H51V82H52V80ZM17 80H20V78H18ZM125 80V79H124ZM33 81H36V83H32ZM69 81H73L72 83H69ZM118 81V82H117ZM17 83V82H16ZM49 84H51V87H46L47 85H49ZM62 85H67V87H62ZM14 86V87H13ZM105 88V87H104ZM38 89H43L44 91H37ZM76 89H78L79 91H77ZM171 89V88H170ZM196 89V88H195ZM115 90V89H114ZM202 90V89H201ZM218 91V90H217ZM168 92V91H167ZM198 92H200V91H198ZM29 93H35L34 95H32L31 96V98L28 100V101H23V97H25V96H27ZM59 93L61 94V95H59ZM69 93H71V95H69ZM112 93V92H111ZM109 94V93H108ZM9 97H12V100H10L9 99ZM48 97V96H47ZM47 97L45 98L46 99V101H48L47 100ZM56 98H58L57 100H56ZM37 99H39V98H37ZM53 99V98H52ZM10 100V101H9ZM138 100H140V99H138ZM5 101H7V106L5 105ZM15 101V100H14ZM51 101V100H50ZM49 101V102H50ZM54 101V102H55ZM99 101V100H98ZM52 102H53V100H52ZM48 103L49 105H47L46 103V105L44 104V103H41L42 105L44 104V106H45V108L43 107V106H41V104L40 105H38V104H32L33 105V107H39L40 109H41V111L39 112V113H35V114H33V116H34V119L36 120L37 118H35V116H39L40 114H41V112L42 111H47L48 110V108H50V107H52V105L53 104H55V103ZM37 103V102H36ZM66 102H63L62 103V105L63 104H65ZM97 104H99V103H97ZM8 105H10L9 107L10 108H7L8 107ZM13 105H16L15 103L13 104ZM64 106H66V105H64ZM64 106H62V107H59V108H65ZM69 106V105H68ZM69 106V107H70ZM4 107H6V109L4 110ZM16 107V108H17ZM59 108H58V110H59ZM68 108V107H67ZM45 109V110H44ZM61 109V110H62ZM65 110V109H64ZM79 109H76V110H74L73 112H76V111H78ZM17 111V112H16ZM85 111H87L86 109H85ZM59 112V111H58ZM5 113V114H6ZM73 114V113H72ZM83 114V113H82ZM62 115V117H63V114H61ZM6 116V115H5ZM4 116V117H5ZM41 116H44V113L41 115ZM69 116H71V115H69ZM2 117V116H1ZM0 117V118H1ZM4 117H2L1 119H3ZM30 118H31V116H29ZM30 118H29V120H30ZM46 118H48V117H44V119H46ZM32 119V118H31ZM34 119H32V120H30V121H34V123H29V120L26 122V121H24L23 122V125H22V127H21V129H17L15 132H9V133H11V135H16V137H18L19 138V141H20V138H22L21 137V135H20V132L21 131H23V132H26L27 134H28V137H33V136H35V134H37V133H35V132H32L31 131V129H33V128H36V132L38 131V127H37V124H40L39 122H40V119H37V120H39V121H37V122H35V120ZM66 119L67 118H65V121H66ZM47 120V119H46ZM54 120V119H53ZM59 121H61L60 119H59ZM64 121V122H65ZM56 122V121H55ZM80 122H82V121H79V123ZM53 123H54V121H53ZM60 123V122H59ZM61 124H63L64 125V123L62 122ZM24 125H26V126H24ZM56 125V124H55ZM97 126V124H94V126ZM49 126H51V125H49ZM48 126V127H49ZM65 126V125H64ZM64 126H63V128H64ZM73 126V125H72ZM78 126V125H77ZM89 126H91V125H89ZM89 126H88V128H89ZM53 127H55L54 126V124H53ZM74 127V126H73ZM87 127V124L85 125V127L84 128H86ZM9 128V127H8ZM7 128V129H8ZM68 128V127H67ZM91 128V127H90ZM89 128V129H90ZM49 129H51V127L49 128ZM10 130V129H9ZM12 130V129H11ZM41 130V129H40ZM61 130H62V128H61ZM73 130H74V128H73ZM86 130H88V129H86ZM63 131V130H62ZM89 131V130H88ZM90 132V131H89ZM9 133H7L8 135H9ZM35 133V134H34ZM48 133V132H47ZM87 133V132H86ZM6 134V135H7ZM58 134V133H57ZM7 135V136H8ZM71 135V134H70ZM79 135V134H78ZM45 136V135H44ZM12 137V136H11ZM4 138H9V137H5V135H4ZM18 138H16V140L18 139ZM39 138V137H38ZM10 139V138H9ZM42 139V138H41ZM15 140V139H14ZM14 140H12L11 141V143L10 144H13V142H14ZM15 140V141H16ZM18 141V140H17ZM16 141V146H17V143L19 144V142H17ZM24 141V140H23ZM36 141V140H35ZM34 141V145H36V147H37V144L38 143H41V142H38V140L35 142ZM40 141V140H39ZM82 141H83V139H82ZM26 142V141H25ZM15 143V142H14ZM21 144H22V142H20ZM37 143V144H36ZM1 144V143H0ZM20 144V145H21ZM23 144H24V142H23ZM40 145V144H39ZM53 145V144H52ZM3 146V145H2ZM1 146V147H2ZM15 146V147H16ZM93 146V145H92ZM22 147H23V145H21V150H22ZM47 147H48V145H47ZM46 147V148H47ZM56 147H58V146H56ZM114 147H116V146H114ZM18 148V149H19ZM46 148H45V151H46ZM43 149V148H42ZM90 149V148H89ZM92 149V148H91ZM90 149V150H91ZM94 149V148H93ZM92 149V150H93ZM11 150H13V149H11ZM32 149H24V153H26L27 151H31ZM91 150V151H92ZM23 151V150H22ZM21 151V152H22ZM14 152V151H13ZM40 152H42V151H40ZM44 152V151H43ZM11 153V152H10ZM15 153V152H14ZM14 153H12V156H13V154ZM98 153V152H97ZM4 154V153H3ZM95 154V153H94ZM115 154V153H114ZM35 155H37V153L36 152H33V158H34V156ZM17 156V155H16ZM95 156V155H94ZM14 157H15V155H14ZM7 158H8V156H7ZM30 158H32V157H30ZM93 158V157H92ZM91 158V159H92ZM16 159V158H15ZM18 159V158H17ZM94 159V158H93ZM30 160V159H29ZM47 160V159H46ZM80 160H82V159H80ZM48 161V160H47ZM2 162V161H1ZM16 162V161H15ZM28 162V161H27ZM26 162V163H27ZM58 162V161H57ZM82 162V161H81ZM44 163V162H43ZM84 163V162H83ZM127 164V163H126ZM39 165V164H38ZM41 165V164H40ZM40 165H39V167H40ZM68 166H71L70 164L68 165ZM9 167H11V166H9ZM38 167V166H37ZM34 168H36V165L34 166ZM104 168V167H103ZM14 169V168H13ZM63 170V169H62ZM74 175H75V173H73ZM116 174V173H115ZM114 174V176H116ZM118 176H119V173H118ZM12 177V176H11ZM80 181L81 180H83V178L82 179H79ZM42 183V182H41ZM79 183V182H78ZM82 183V182H81ZM84 183H86V182H84ZM99 183V182H98ZM126 183V182H125ZM80 184V183H79ZM71 187V186H70ZM74 187V186H73ZM72 188V187H71ZM124 188V187H123ZM121 189V188H120ZM127 189V188H126ZM125 189V190H126ZM91 190V189H90ZM124 190V189H123ZM122 190V191H123ZM128 190V189H127ZM119 192H121V191H119ZM127 192V191H126ZM83 193V192H82ZM125 193V192H124ZM134 193V192H133ZM84 194V193H83ZM132 195V194H131ZM105 196H107L106 194H105ZM120 196V195H119ZM123 198L124 197V195H123V192L121 193V196H120V198ZM8 198V197H7ZM14 198V197H13ZM42 199H43V197H41ZM125 198V197H124ZM126 200H127V198H125ZM2 202V201H1ZM3 203V202H2ZM109 206V205H108ZM112 206V205H111ZM21 209H18L17 211H20ZM100 211H104L105 213H107V211H105V209H103V208H101V209H99ZM1 211H3V209L2 210H0V212ZM73 211L75 212L76 210L75 209H73ZM4 212V214L6 213L5 211H3ZM78 214V213H77ZM6 215V214H5ZM17 218H19V217H17ZM82 218V217H81ZM73 219H75V217H73ZM84 219V218H83ZM98 220V219H97ZM154 221V220H153ZM94 222V221H93ZM137 222V221H136ZM34 223V222H33ZM95 224H96V222H94ZM133 223H135V222H132L131 224H133ZM144 223H146V222H144ZM35 224V223H34ZM131 224H129V225H131ZM142 224V223H141ZM97 225V224H96ZM115 225H117V224H115V223H112V227L115 229ZM148 227V226H147ZM129 228V227H128ZM134 228V227H133ZM97 229H99V228H97ZM137 229V228H136ZM104 230V229H103ZM126 230V229H125ZM37 231H38V229H37ZM101 231V230H100ZM116 232H114V231H112V232H110L107 236H101V238H100V240H97L96 241V243H97V245H99L100 247H102L101 249H107V245L105 244V243H103V241H107V239L110 237L111 238V236H113V235H116L115 234ZM127 233V232H126ZM80 234V233H79ZM128 235L129 234H131V232H128L127 233ZM60 235H62V233H58L57 234V239L59 238V236ZM77 236H78V234H77ZM130 236V235H129ZM36 237H33V239H35ZM108 240H110V239H108ZM258 240V239H257ZM53 242V244L54 243H56V240H53L52 241ZM80 242H78V244H79ZM126 246V245H125ZM109 247V246H108ZM131 246H129V248H130ZM126 248V247H125ZM124 248V249H125ZM78 249V248H77ZM99 250H100V248H98ZM117 249V248H116ZM127 249V248H126ZM129 250V249H128ZM130 256V255H129ZM130 258H132V257H130Z\"/></svg>",
  "mask_w": 264,
  "mask_h": 264
}]
</instances>
